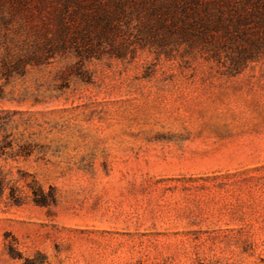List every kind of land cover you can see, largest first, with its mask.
<instances>
[{
  "label": "rangeland",
  "instance_id": "1",
  "mask_svg": "<svg viewBox=\"0 0 264 264\" xmlns=\"http://www.w3.org/2000/svg\"><path fill=\"white\" fill-rule=\"evenodd\" d=\"M122 41L0 73V264H264V57L232 75L183 21Z\"/></svg>",
  "mask_w": 264,
  "mask_h": 264
},
{
  "label": "trees",
  "instance_id": "2",
  "mask_svg": "<svg viewBox=\"0 0 264 264\" xmlns=\"http://www.w3.org/2000/svg\"><path fill=\"white\" fill-rule=\"evenodd\" d=\"M182 21L183 42L202 48L216 61L223 55L232 75L264 57V0H0V28L6 31L0 38V73L7 79L13 71L37 66L71 47L81 60L105 53L122 58L127 49L122 39L131 33L168 24L178 29ZM12 30H17L13 39ZM142 37L143 47L150 38ZM2 93L0 86V100ZM4 187L0 175V196ZM38 190L35 205H47V195ZM8 196L13 205L19 204L11 187ZM22 264L46 262L36 253Z\"/></svg>",
  "mask_w": 264,
  "mask_h": 264
}]
</instances>
